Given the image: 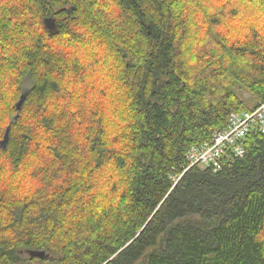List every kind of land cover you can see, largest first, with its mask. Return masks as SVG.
Returning <instances> with one entry per match:
<instances>
[{"label":"trees","instance_id":"trees-1","mask_svg":"<svg viewBox=\"0 0 264 264\" xmlns=\"http://www.w3.org/2000/svg\"><path fill=\"white\" fill-rule=\"evenodd\" d=\"M261 103L264 0H0V264H264Z\"/></svg>","mask_w":264,"mask_h":264},{"label":"built area","instance_id":"built-area-1","mask_svg":"<svg viewBox=\"0 0 264 264\" xmlns=\"http://www.w3.org/2000/svg\"><path fill=\"white\" fill-rule=\"evenodd\" d=\"M253 131L264 134V103L242 112H232L225 127L216 129L210 139L193 146L187 153L189 164L175 176V182L192 166L219 171L226 158L243 157L246 154L244 141Z\"/></svg>","mask_w":264,"mask_h":264},{"label":"water","instance_id":"water-1","mask_svg":"<svg viewBox=\"0 0 264 264\" xmlns=\"http://www.w3.org/2000/svg\"><path fill=\"white\" fill-rule=\"evenodd\" d=\"M46 24H47V26H52L54 24V21L51 20V19H47L46 20ZM25 97H26V93L22 94L20 100L17 103L18 109L21 108L22 103H23ZM9 137H10V126H8V128H7L6 132H5V136H4L3 140L1 141V144H3L5 147L7 146V143L9 141ZM37 254L43 255L44 252L43 251L37 252Z\"/></svg>","mask_w":264,"mask_h":264},{"label":"rangeland","instance_id":"rangeland-1","mask_svg":"<svg viewBox=\"0 0 264 264\" xmlns=\"http://www.w3.org/2000/svg\"><path fill=\"white\" fill-rule=\"evenodd\" d=\"M28 85V84H27ZM242 97L247 101L249 106H252L255 103L254 97L246 90H239Z\"/></svg>","mask_w":264,"mask_h":264},{"label":"bare ground","instance_id":"bare-ground-1","mask_svg":"<svg viewBox=\"0 0 264 264\" xmlns=\"http://www.w3.org/2000/svg\"><path fill=\"white\" fill-rule=\"evenodd\" d=\"M237 112V111H236ZM239 112V111H238ZM229 118V117H228ZM228 123V122H227Z\"/></svg>","mask_w":264,"mask_h":264}]
</instances>
